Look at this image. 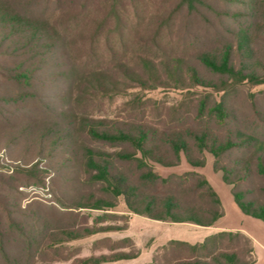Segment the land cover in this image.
I'll return each mask as SVG.
<instances>
[{"label": "rangeland", "instance_id": "rangeland-1", "mask_svg": "<svg viewBox=\"0 0 264 264\" xmlns=\"http://www.w3.org/2000/svg\"><path fill=\"white\" fill-rule=\"evenodd\" d=\"M3 1L35 20H47L45 44L49 46L31 53L13 49L14 56L3 57L11 68L2 70L4 74L13 72L12 65L25 62L17 70L27 71L28 78L6 79L0 74V104L11 112L8 116L16 114L27 120L12 123L0 117V125L6 130L15 126L16 132L26 127L33 137L34 133L44 135L38 139L45 147L39 153L40 145L26 146L31 151L26 153L24 165L37 161L38 168L12 172L0 165V264H82L81 258L116 252L135 256L93 264H152L171 239L194 243L227 229L246 232L254 245V264H264V221L238 208L229 186L221 180L222 171L216 167L214 156L208 152L204 153L203 166H193L183 157L178 165L154 163V169L163 175L189 170L207 175L225 202V215L214 225L153 219L130 211L123 197L108 209L68 208L63 204L82 201L90 190L78 180L87 172L82 157L84 144L102 148L87 140L78 128L83 117L156 123L168 115H178L179 106L189 100L186 97L209 91L218 98L223 94V90L191 86L189 75L179 68L169 71L182 59H192L202 47H216L225 36L221 34L223 27L214 23L221 32L216 34L213 24L187 12L180 0ZM211 2L239 13L224 19V27L229 32L231 29L226 41L236 43L237 32L250 28L258 55L264 60V0ZM246 3L253 4L250 8L255 7L257 14L252 16ZM210 77L218 81L217 76ZM23 91L30 94L14 101L1 100ZM251 93L264 107V83L247 82L234 96L239 110L244 105L242 99L250 98ZM248 119L246 115L243 121L252 130ZM67 131L74 133L73 137H64ZM21 151L19 144L0 142V152H7L11 158ZM72 225L111 229L69 239L64 230Z\"/></svg>", "mask_w": 264, "mask_h": 264}, {"label": "trees", "instance_id": "trees-1", "mask_svg": "<svg viewBox=\"0 0 264 264\" xmlns=\"http://www.w3.org/2000/svg\"><path fill=\"white\" fill-rule=\"evenodd\" d=\"M180 4L186 7L187 12L213 24L214 30H217L214 23L218 24L217 28L222 26L223 33L217 30L216 34L225 36L231 33V29L228 25L229 32L224 27V19L239 14L231 12L228 6L227 10L214 6L211 0H180ZM252 5L247 4V9L253 16V13L257 14V9L250 8ZM48 25L47 20H35L9 2L0 0V74L4 78L22 81L28 78L27 71L17 70L25 62L12 65L13 72L4 74L2 70L11 71V68L3 57L14 56L13 49L31 53L35 48L49 46V43L45 44ZM249 31L250 28L242 27L237 32L236 43L226 41L228 37L224 36L216 47H202L194 52L192 59L185 62L182 59V63L169 69L176 72L179 68L187 73L193 83L191 86L223 90L219 98L213 91L186 97L189 100L179 106L178 115H168V118L156 123L143 119L128 121L124 118L83 117L78 128L87 140L101 144L102 148L84 144L82 157L87 172L84 178L79 176L78 180L90 190L82 201L65 202L64 206L108 209L115 207L118 198L123 197L130 211L153 219L214 225L225 215V202L223 194L207 175L196 170L163 175L154 169V163L178 165L183 157L193 166H203L204 153L208 152L214 156L216 167L222 171L221 180L229 186V193L238 208L244 214L264 221V107L257 104L253 93L250 98L242 99L244 105L240 110L238 99L234 98L241 84L264 83V60L258 55L255 37ZM210 75L217 76L218 81ZM21 94L2 96L1 100L14 101L30 92L23 91ZM7 114L11 112L0 104L3 121L15 123L25 119ZM241 114L244 117L248 115L252 130H249L250 126L246 125ZM0 127L1 144H19L23 150L14 155L15 158L9 157L7 152H0V165L12 172L31 166L38 168L37 161L28 166L23 160L31 151L26 146L36 148L40 145L39 153L44 150L45 143H40L38 139L44 135L34 133L33 137L26 132V127H20L17 132L13 130L15 126L11 130H6L4 124ZM73 134L67 131L64 137L71 138ZM52 143L55 144L56 140ZM78 227L72 225L64 233L69 239H75L111 229L109 226ZM133 256L116 252L113 255L84 257L81 261L82 264H93ZM255 261L251 237L240 229H227L211 233L194 243L171 239L154 256L152 264H254Z\"/></svg>", "mask_w": 264, "mask_h": 264}, {"label": "crops", "instance_id": "crops-1", "mask_svg": "<svg viewBox=\"0 0 264 264\" xmlns=\"http://www.w3.org/2000/svg\"><path fill=\"white\" fill-rule=\"evenodd\" d=\"M211 226V225H210Z\"/></svg>", "mask_w": 264, "mask_h": 264}]
</instances>
